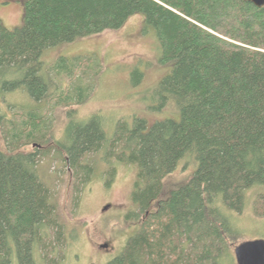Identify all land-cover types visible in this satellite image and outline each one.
Segmentation results:
<instances>
[{"label": "trees", "instance_id": "16d2710c", "mask_svg": "<svg viewBox=\"0 0 264 264\" xmlns=\"http://www.w3.org/2000/svg\"><path fill=\"white\" fill-rule=\"evenodd\" d=\"M135 15L170 67L153 98L178 119H134L107 132L100 115L84 121L72 110L52 149L78 182L76 198L95 170L83 163L88 155L109 165L107 186L111 159L137 169L136 212L124 217L137 229L107 264H220L238 234L233 214L254 202L264 216V8L245 0H24L18 28L0 21V264H36L38 252L55 264L49 255L65 236L38 171L48 156L39 146L52 132L44 134L30 111V121L7 130L3 97L24 91L46 102L59 91L55 78L70 72L61 58L54 76L42 60L47 50L117 31ZM130 77L137 85L141 73ZM87 94L79 81L57 98L68 108L82 106ZM186 159L192 175L162 197L163 180Z\"/></svg>", "mask_w": 264, "mask_h": 264}, {"label": "rangeland", "instance_id": "374dc122", "mask_svg": "<svg viewBox=\"0 0 264 264\" xmlns=\"http://www.w3.org/2000/svg\"><path fill=\"white\" fill-rule=\"evenodd\" d=\"M23 2L0 0V21L6 29L21 25ZM143 20V15H135L117 31H107L47 50L42 60L54 76L58 68H52L61 58L66 61L70 72L68 76L64 72L55 78L59 91L46 102L36 104L24 91L6 94L2 99L4 103L1 106L8 116L7 130L12 131L14 127L30 121L28 113L32 112L38 116L43 133L51 131L53 135L49 142L39 146L40 151L48 153V156L39 160L38 171L64 225V240L49 255V259L51 256L55 259V264H107L119 254L125 241L137 229L131 218L124 220L126 214L136 212L130 200L137 180L135 166L111 159L115 174L107 186L104 172L109 165L104 164L99 155L86 156L83 163H92L95 170L90 181L80 187L78 198L75 197L78 182L73 179L61 156L52 150L62 141L67 113L76 111L78 118L84 121L98 114L107 132H112L116 123L131 125L134 119H144L149 125L168 118L178 119L170 108H159L157 99L153 98L154 89L170 73V67L160 64L159 47L154 36L142 32ZM133 70L141 73L137 85L131 81ZM79 81L88 92L86 103L62 107L64 103L58 101V95L67 93ZM3 143L1 140V146ZM21 151L31 152L32 149L25 147ZM193 170L194 163L190 159L181 161L178 168L163 180L162 197L184 183ZM105 206L108 209L104 211ZM155 208L153 204L150 211ZM253 208L254 202H251L243 213L233 214L232 222L238 234L227 243L228 249L220 264H237L234 251L239 245L254 240L264 241V216H257ZM102 245H107V248H100ZM44 256L36 253V264H47Z\"/></svg>", "mask_w": 264, "mask_h": 264}, {"label": "water", "instance_id": "95a60500", "mask_svg": "<svg viewBox=\"0 0 264 264\" xmlns=\"http://www.w3.org/2000/svg\"><path fill=\"white\" fill-rule=\"evenodd\" d=\"M256 8H264V0H245ZM105 206L103 210H107ZM100 248L106 249L107 245ZM235 260L237 264H264V241L254 240L239 245L235 251Z\"/></svg>", "mask_w": 264, "mask_h": 264}]
</instances>
